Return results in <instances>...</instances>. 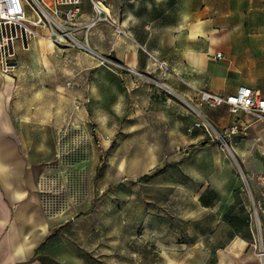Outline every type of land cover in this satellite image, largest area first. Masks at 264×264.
Masks as SVG:
<instances>
[{
    "label": "rangeland",
    "instance_id": "1",
    "mask_svg": "<svg viewBox=\"0 0 264 264\" xmlns=\"http://www.w3.org/2000/svg\"><path fill=\"white\" fill-rule=\"evenodd\" d=\"M195 3L192 35L202 34L201 20L210 23L207 43L196 38L198 50L211 43L203 52L221 53L211 60L215 75L264 90V0ZM55 19L56 41L47 23L27 41L24 34L12 40L24 39L22 50L34 53V75L20 80L23 113L61 122L38 177L46 213L62 218L50 264H264L253 185H263V168L244 172L238 157L262 147L254 130L222 138L231 121L226 105L216 107L223 120L205 115L208 132L193 127L206 106L183 75L169 72L178 60L170 34L164 51L161 36H149L154 57L142 76L120 60L125 31L103 15ZM116 30L118 54L110 51ZM4 48L15 66L13 43ZM253 118L264 128V117Z\"/></svg>",
    "mask_w": 264,
    "mask_h": 264
},
{
    "label": "crops",
    "instance_id": "2",
    "mask_svg": "<svg viewBox=\"0 0 264 264\" xmlns=\"http://www.w3.org/2000/svg\"><path fill=\"white\" fill-rule=\"evenodd\" d=\"M195 1L80 0L75 17L85 22L103 15L111 26L123 29L125 36L121 41L125 46L120 53V60L142 76L149 71L154 57L149 36H161L162 43L159 46L164 51L166 36L170 34L175 55L173 59L178 60L173 62L169 72L176 76L183 75L185 86L196 95L201 89L229 95L239 85L245 84L234 86L226 83L224 77L215 75L211 60L217 59L216 53L208 57V52H203L211 50V43L198 50L196 38H204L207 43L210 23L204 18L199 24L202 34L192 35L196 26L193 19L199 11ZM100 4L108 9V13L99 9ZM70 7L62 6L63 9ZM205 9L206 5L202 7V10ZM23 45L24 39L21 42L13 41V73L4 74L0 71V264H50L55 222L62 218L46 213V198L38 192V177L46 171L44 162L49 155V141L61 122L48 114L38 117L30 112L23 113V108L28 106L21 101V76L34 75L31 67L34 53L23 51ZM118 45L116 30L115 37L111 35L110 39L111 53L115 50L118 54ZM157 58L161 59L160 56ZM256 94L264 98V90H258ZM202 111L204 115L221 113V120L224 119L223 110L218 112L216 108L205 107ZM238 119L241 129L238 134L246 135L254 130L255 138L263 142L259 150L238 153L242 170L259 171L264 167V128L258 131L261 122L251 115L240 113ZM232 120L231 114L230 124ZM253 185L259 219L264 229V183L254 182Z\"/></svg>",
    "mask_w": 264,
    "mask_h": 264
},
{
    "label": "built area",
    "instance_id": "3",
    "mask_svg": "<svg viewBox=\"0 0 264 264\" xmlns=\"http://www.w3.org/2000/svg\"><path fill=\"white\" fill-rule=\"evenodd\" d=\"M79 3L80 0H53L52 2H46L45 0H0V71L8 74L15 67L8 62L11 55L5 56L4 47L6 42L10 41L13 43L12 40L18 36L21 37L22 34L25 35L27 41L28 37L37 35L33 27L46 25V23L51 29L50 36L54 37L53 40H58L59 35L53 30V26L57 25L55 17L71 20L79 9ZM64 5H71L72 7L63 9L62 6ZM12 31H14V35ZM66 32L64 30L63 33ZM7 33H10L9 37ZM65 35H61V37ZM1 48H4V53ZM80 48L91 55H97L93 49L85 44L80 43ZM215 58H221V53H216ZM197 100L199 105H204L208 108L227 105L233 120L220 134L222 138L241 132L238 126L240 113L256 118L264 117V98L259 97L253 89L246 85H239L234 93L226 96L201 89L197 92ZM196 116L197 121L193 123V127H201L208 132L210 123L205 115L201 111H197Z\"/></svg>",
    "mask_w": 264,
    "mask_h": 264
},
{
    "label": "bare ground",
    "instance_id": "4",
    "mask_svg": "<svg viewBox=\"0 0 264 264\" xmlns=\"http://www.w3.org/2000/svg\"><path fill=\"white\" fill-rule=\"evenodd\" d=\"M196 33V32H195ZM49 39L51 40V38L49 37ZM8 42H10V41H8ZM52 42V41H51ZM10 44H11V42H10ZM11 48H12V46H11Z\"/></svg>",
    "mask_w": 264,
    "mask_h": 264
}]
</instances>
